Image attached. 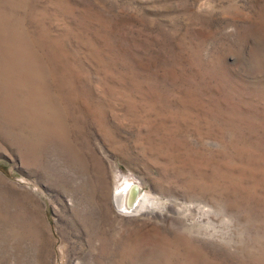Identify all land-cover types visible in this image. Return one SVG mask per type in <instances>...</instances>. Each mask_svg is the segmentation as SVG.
<instances>
[{
	"label": "rangeland",
	"instance_id": "1",
	"mask_svg": "<svg viewBox=\"0 0 264 264\" xmlns=\"http://www.w3.org/2000/svg\"><path fill=\"white\" fill-rule=\"evenodd\" d=\"M0 264H264V0H0Z\"/></svg>",
	"mask_w": 264,
	"mask_h": 264
},
{
	"label": "bare ground",
	"instance_id": "2",
	"mask_svg": "<svg viewBox=\"0 0 264 264\" xmlns=\"http://www.w3.org/2000/svg\"><path fill=\"white\" fill-rule=\"evenodd\" d=\"M133 184L129 183V181H123L121 183H118V185L116 184L115 185V188H114V191H113V198H115V200L118 203L119 207L128 208V209L130 208V209L137 210V211H143V210L146 209L145 207L148 206V205H146L144 203V198H142V197H140L141 200H140L139 203L138 202L137 203L135 202L136 195H135V192L133 190ZM126 193H129L128 194L129 196L125 200L124 199V195ZM147 209H149V208H147ZM144 212L145 213L146 212L152 213L151 210H147V211H144ZM149 213H147V215Z\"/></svg>",
	"mask_w": 264,
	"mask_h": 264
},
{
	"label": "water",
	"instance_id": "3",
	"mask_svg": "<svg viewBox=\"0 0 264 264\" xmlns=\"http://www.w3.org/2000/svg\"><path fill=\"white\" fill-rule=\"evenodd\" d=\"M133 190H134V192L136 191V188H135V186L133 185Z\"/></svg>",
	"mask_w": 264,
	"mask_h": 264
}]
</instances>
